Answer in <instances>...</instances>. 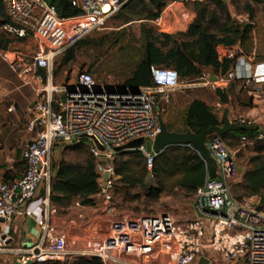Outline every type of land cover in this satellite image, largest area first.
Instances as JSON below:
<instances>
[{
	"label": "built area",
	"instance_id": "2783aa9c",
	"mask_svg": "<svg viewBox=\"0 0 264 264\" xmlns=\"http://www.w3.org/2000/svg\"><path fill=\"white\" fill-rule=\"evenodd\" d=\"M1 1L11 21L5 29L21 38L32 35L39 47L30 63L17 57L12 66L28 83L43 82L42 70L46 76L29 109L27 128L35 138L23 147L25 173L12 183L0 182V264H7L11 254L23 255V264L65 261L72 256L67 238L69 224L80 227L76 236L79 238L72 239L73 245L83 244L81 254L98 257L103 264H199L207 248L228 264L240 261L264 264V211L254 206L253 198L243 201L233 198L230 183L239 179V164L219 134L211 135L207 142L217 163L218 177L211 179L208 168L205 185L194 195L195 209L202 217L182 223L170 213L113 217L116 149L138 139L156 140L161 133L160 114L181 87V79L173 68L152 67L153 85L139 88L136 93L131 88L102 86L86 71L80 72L74 81L68 79L58 85L54 71L60 55L104 29L132 0H74L73 5L81 14L65 19L44 0ZM217 53L221 62H236L227 75H209L205 85L211 90L216 92L217 88L238 81L246 85L264 84V62L256 64L236 46L220 45ZM214 77L217 81L212 80ZM85 137L98 160L107 209L91 222L77 223L80 216L67 224L58 216L59 208L51 203L55 153H62L64 146ZM259 139H264L263 133ZM140 150L152 171L156 156L144 146ZM106 174H109L107 181ZM21 218L34 219L41 229L40 240L28 248L13 244L12 226ZM78 251L81 250L74 255Z\"/></svg>",
	"mask_w": 264,
	"mask_h": 264
},
{
	"label": "trees",
	"instance_id": "16d2710c",
	"mask_svg": "<svg viewBox=\"0 0 264 264\" xmlns=\"http://www.w3.org/2000/svg\"><path fill=\"white\" fill-rule=\"evenodd\" d=\"M44 1L53 6L62 19L81 14L73 5L74 0ZM188 1L194 2L196 18L186 32L174 35L159 34L147 25H142L144 49L133 74L126 82L127 88L139 89L152 86V67L173 68L182 81L200 79L206 70H211L214 75H227L232 71L236 60L221 62L217 48L220 45L237 46L247 40L252 26L238 25L222 0H132L120 11L119 16L128 14L129 16L125 18L126 23L131 22L135 16L142 21H155L162 16L169 4ZM248 2L262 5L264 9V0H248ZM247 8L251 13L254 12L252 5L248 4ZM8 25H11V21L0 0V29ZM83 42L82 40L65 51L64 64L75 60L74 47ZM10 43L11 41L2 36L0 51L7 52ZM41 72L44 75V71ZM236 83L246 85L240 81L231 84ZM234 88L235 85L232 86L233 91ZM221 119L214 107L196 99L186 108L182 129L174 130L168 126L170 131L181 133L191 131L201 135L212 127L221 126ZM251 125L254 124L251 123ZM261 133L262 131L259 130L234 131L222 138L231 151L237 150L244 144L253 146L252 152L255 155L249 160L250 167L244 171L239 183L233 182L230 185V190L237 201L257 198L258 209L264 211V139H259ZM91 148V142L87 138L64 146L59 164L53 165L54 177L51 181L53 205L63 209L76 202L81 206L96 205L93 198L102 192V186L98 173V160ZM113 165L117 177L113 189L129 195L131 191L139 188L146 191V196L153 200H158L165 194L172 195L178 190L187 196H194L198 189L205 185L208 178L206 161L202 159L200 153L189 146L168 147L155 157L152 171L148 169L147 157L140 149L118 153ZM150 175L155 178L156 187H148L147 180ZM64 264L103 263L98 257H81L75 258L72 263Z\"/></svg>",
	"mask_w": 264,
	"mask_h": 264
},
{
	"label": "rangeland",
	"instance_id": "374dc122",
	"mask_svg": "<svg viewBox=\"0 0 264 264\" xmlns=\"http://www.w3.org/2000/svg\"><path fill=\"white\" fill-rule=\"evenodd\" d=\"M222 1L238 25L252 26L249 38L240 43L238 49L243 51L247 56H251L256 64L264 62L263 6L256 5L253 2L250 4L248 0ZM248 4L252 5L254 9L253 13L248 10ZM191 12L196 15L193 1L169 4L159 22L142 21L138 16H135L131 22L126 23L125 18L129 15L124 14V16H119L120 12L116 13L108 21L104 29L90 34L83 39L84 42L82 44L74 47V61L64 64L66 52L56 59L55 83L58 85L63 84L68 79L74 81L80 72L86 71L91 72L102 86L127 88L126 82L133 74L144 49L142 25H147L159 34L167 33L174 35L180 32L183 33L188 30L190 23L194 21L189 15ZM2 36L11 41L7 52L12 54L17 53L24 63H30L32 58L39 52L38 43L32 35H28L23 40H20V37L16 33L2 28L0 29V40ZM11 57L14 58L15 56L12 55ZM210 74H213V72L206 70L200 79L181 80V87L172 94L171 103L166 107V111L162 113L165 123L174 130L182 129L186 108L192 101L198 99L204 100L214 107L219 113L220 118H222L224 110L228 109L233 122L239 124L252 123L264 128V84L244 85L236 83L224 87L229 91L230 102L223 105L216 92L205 85ZM233 85H235L234 91L232 89ZM258 130L260 131V128ZM84 143L89 145L87 142ZM143 146L149 154L155 156L153 141L146 140ZM252 148V145L244 144L239 146L237 150L231 151L237 159L240 171V179L234 182V184L241 181L244 171L250 167L249 160L255 155L252 152ZM60 160L61 155H58L57 160L54 161L55 166L59 164ZM147 185L149 188L157 186L155 178L152 175L148 177ZM113 192L111 205L115 208L114 218L134 214L170 213L177 221L182 223L202 217L195 209L194 196H187L179 190L172 195L165 194L158 200L148 198L146 191L139 188L131 191L129 195L117 189H113ZM252 203L257 207L259 200L253 198ZM78 209L80 210L81 208ZM75 212L71 206L66 209L61 208L58 216L63 217L68 214V217L71 216L72 219H77V213ZM96 215L102 216L104 213L100 211ZM97 216L95 219H98ZM71 218H68L67 224L71 223L69 222ZM79 222L80 220L77 223ZM74 226L73 224H69V228H67L69 250L72 256H69L65 261H56L50 264L58 262L61 264L72 263L75 258L88 257L81 254L85 249L83 244L78 246L73 245L72 239L79 238L76 236L78 235L77 230L80 228ZM82 234H84V231L81 232ZM77 250L81 251H78V253L80 252L78 255H74V253L77 254ZM203 254L204 257L212 261V264H228L222 260L218 253L208 248L204 250ZM231 264L248 263L240 261Z\"/></svg>",
	"mask_w": 264,
	"mask_h": 264
},
{
	"label": "crops",
	"instance_id": "0c3cea01",
	"mask_svg": "<svg viewBox=\"0 0 264 264\" xmlns=\"http://www.w3.org/2000/svg\"><path fill=\"white\" fill-rule=\"evenodd\" d=\"M189 15L192 20H195V13L191 12ZM236 47L239 48L238 45ZM242 53L253 60L251 56H247L243 51ZM12 55L15 57L12 58ZM18 56L17 53L0 52V182L5 181L8 183L22 178L25 173L26 165L22 158L23 147L28 141L35 138V134L31 133L27 128L30 120L29 109L35 102L38 91L44 85L46 76L45 72L43 75L40 71V77L43 82L40 80H35L31 83L26 82L12 66L13 59ZM11 109L13 111H10ZM230 115L231 113H229L231 120ZM257 127L258 129L260 128V131L264 129L260 125H257ZM58 155H61V153ZM58 155L55 153V161ZM93 199L95 200V206H81L77 205V202L71 205L72 209L77 213V219L80 216L82 217L80 224L91 222L100 211L105 214L107 203L103 193L101 192ZM58 208L60 211L61 207ZM78 208L81 209L79 210ZM60 218L63 221H67L71 216L68 217L67 214ZM71 220L74 219L71 218ZM53 222L58 223V220L54 219ZM40 237L41 229L34 219L21 218L12 226L14 247H31L40 240ZM22 261L23 255L11 254L7 258V264H23ZM27 264L37 263L29 262Z\"/></svg>",
	"mask_w": 264,
	"mask_h": 264
},
{
	"label": "water",
	"instance_id": "95a60500",
	"mask_svg": "<svg viewBox=\"0 0 264 264\" xmlns=\"http://www.w3.org/2000/svg\"><path fill=\"white\" fill-rule=\"evenodd\" d=\"M213 81H217V78L214 77L212 79ZM134 92H138V89H135ZM216 95L219 97L221 104L226 105L230 102V96L229 91L227 88H217ZM67 95L63 96V101L66 102ZM158 112H160V109H158ZM160 123H161V133L158 135L156 140L154 141V153L155 156L162 153L164 150H166L170 146L174 145H181V146H189L192 147L194 150H196L198 153H200L202 159L206 161L208 168H209V177L211 179H216L218 177L217 174V163L216 160L211 155V152L208 148V138L213 134H219L221 136L226 135L229 132L234 131H247V132H254L258 130L257 126L254 125H247V124H239L235 123L230 120L229 117V110L225 109L222 119H221V126L219 127H212L208 130H206L203 134L197 135L194 134L191 131L181 133V132H175L170 131L169 126L167 123H165L162 114H160ZM262 133L264 134V129L262 130ZM87 138V137H85ZM97 147L104 151V147L101 146L97 141H95ZM145 143L144 139H138L135 140L126 146L122 148L116 149L118 153H122L125 151L130 150H137L140 149ZM109 178V174H106L104 179L107 181ZM209 259L202 257L200 259L199 264H209Z\"/></svg>",
	"mask_w": 264,
	"mask_h": 264
}]
</instances>
